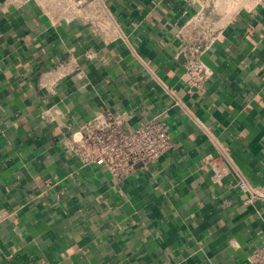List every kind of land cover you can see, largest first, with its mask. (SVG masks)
Masks as SVG:
<instances>
[{
  "label": "crops",
  "instance_id": "obj_1",
  "mask_svg": "<svg viewBox=\"0 0 264 264\" xmlns=\"http://www.w3.org/2000/svg\"><path fill=\"white\" fill-rule=\"evenodd\" d=\"M61 5L0 0V264H252L264 245V0ZM202 7L212 77L191 95L177 34ZM107 111L126 131L159 118L171 150L122 183L73 157L66 144Z\"/></svg>",
  "mask_w": 264,
  "mask_h": 264
},
{
  "label": "built area",
  "instance_id": "obj_2",
  "mask_svg": "<svg viewBox=\"0 0 264 264\" xmlns=\"http://www.w3.org/2000/svg\"><path fill=\"white\" fill-rule=\"evenodd\" d=\"M212 1L218 5L223 0ZM85 3L79 1L80 5ZM212 30L206 7H202L177 34L180 41L177 58H184L183 80L191 95L205 93L212 77L211 70L203 61ZM66 146L73 157L85 164L103 167L115 181L122 183L135 173L137 167L158 161L171 150L172 142L168 127L159 118L135 130L126 131L123 115L107 111L96 114L72 136ZM207 162L216 176L226 172L223 162L213 158H208ZM239 187L251 198L254 197L248 182L241 181ZM249 261L252 264H264V245L250 252Z\"/></svg>",
  "mask_w": 264,
  "mask_h": 264
},
{
  "label": "rangeland",
  "instance_id": "obj_3",
  "mask_svg": "<svg viewBox=\"0 0 264 264\" xmlns=\"http://www.w3.org/2000/svg\"><path fill=\"white\" fill-rule=\"evenodd\" d=\"M47 3H52L55 5L62 6L61 4L63 3V0H45Z\"/></svg>",
  "mask_w": 264,
  "mask_h": 264
}]
</instances>
